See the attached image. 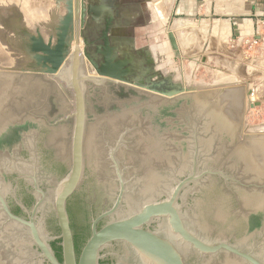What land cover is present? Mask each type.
Here are the masks:
<instances>
[{
  "label": "water",
  "instance_id": "water-1",
  "mask_svg": "<svg viewBox=\"0 0 264 264\" xmlns=\"http://www.w3.org/2000/svg\"><path fill=\"white\" fill-rule=\"evenodd\" d=\"M56 1H65L66 12L47 36L39 25L23 33L29 62L22 71L58 78L73 91V110L60 119L68 122L63 143L67 162L72 135L71 166L55 187L48 183L47 177L60 178L66 165L50 157L43 133H32L40 126L26 112L34 102L22 111L13 106L0 111V264H100L101 251L117 241L128 246L117 264H264V167L240 140L242 123L210 103L219 88L189 91L159 70L151 49L137 48L134 38L114 28L125 8L122 0ZM166 32L178 51L175 32ZM86 61L96 74L88 71ZM108 83L150 99L121 94L114 98L115 111L96 116L94 106L104 97L90 84L107 89ZM47 84L57 86L54 79ZM259 104L251 102L250 107ZM26 131L37 144V167L48 191L39 187L35 172L31 210L23 204L29 198L25 180L11 177H25L26 169L32 170L20 150ZM19 134L21 145L13 148ZM85 140L89 157L83 179ZM107 140L112 147L119 144L111 157L119 170L120 190L113 205L93 219L91 235L77 252L68 199L83 179L75 198L87 210L75 225L82 243L87 215L105 206L117 189ZM116 151L130 180L128 189ZM101 167L106 178L98 173ZM185 174L171 189L174 176ZM163 193L165 199L146 201ZM9 202L21 206L28 217L14 213ZM158 218L164 220L162 227L152 229ZM56 240L62 261L52 246Z\"/></svg>",
  "mask_w": 264,
  "mask_h": 264
},
{
  "label": "rangeland",
  "instance_id": "rangeland-1",
  "mask_svg": "<svg viewBox=\"0 0 264 264\" xmlns=\"http://www.w3.org/2000/svg\"><path fill=\"white\" fill-rule=\"evenodd\" d=\"M180 1L130 0L132 7L124 5V14L127 19L136 16L130 21V25L124 22L122 32L125 37H136L137 46L151 49L156 67L171 75L175 82L183 83L189 91L219 88L210 103L216 109H221L231 121L242 123L240 140L251 148L255 160L264 167V42L250 46L239 36L232 35L229 20H222L233 17L226 14V11L224 14L214 11L212 16L205 15V6L201 5L205 1L210 3V0H195L194 16L178 11ZM212 1L215 5L217 0ZM226 1L232 3L234 0H225V3ZM50 2L56 7L57 15L53 18L43 10L39 0H0V100L1 105L5 106L3 109L9 106H13L16 111L26 109L34 100L35 90L54 79L50 77L43 84L40 83V87L29 88L26 78L38 76L25 75L22 71L29 62L28 55L22 48L25 37L23 33L33 31L39 25L47 36L57 17L65 12L64 3L57 4L56 0ZM141 5L148 10H142ZM126 8L132 9L135 14ZM25 9L32 12H24ZM236 10L235 7L231 8L229 13ZM235 17L237 18H233V22H239V17ZM250 22L242 20L245 33H252ZM224 23H228L230 30ZM132 24H139L140 27L132 28ZM167 28H172L177 36L178 51L171 49ZM256 33H259L258 29ZM153 47L165 54L157 52ZM86 62L88 71L96 74L92 65ZM54 80L63 90L67 105L63 108L66 112L61 115L65 116L73 110V91ZM193 86L196 89L191 90ZM255 101H260V104L250 107V103ZM258 141L263 143L259 145Z\"/></svg>",
  "mask_w": 264,
  "mask_h": 264
},
{
  "label": "flooded vegetation",
  "instance_id": "flooded-vegetation-1",
  "mask_svg": "<svg viewBox=\"0 0 264 264\" xmlns=\"http://www.w3.org/2000/svg\"><path fill=\"white\" fill-rule=\"evenodd\" d=\"M122 5L123 6L127 5L129 7H132V3H130V0H122ZM126 9L132 11V9H130V8H126ZM121 10H122V8H121ZM122 12H123V14H121L120 17H118V19L116 20V22L118 23L117 25H119V26H115L114 28L122 27L123 24L125 25L124 22H126V23H128V25H130V21L136 16L135 15L132 19H127L126 15L124 14V12H125L124 9L121 11V13ZM132 12L134 13V11H132ZM131 26H133L132 28H139L140 27L139 24H132ZM134 39H135V43H136V37ZM136 47L137 48H141L142 46H139V45L137 46V43H136ZM153 49L156 50L159 53H162V52H160L158 50L157 47H153ZM171 49H173V48L171 47ZM162 54H165V53L163 52ZM41 79L44 80L46 78L41 77ZM47 79H49V78H47ZM90 85L91 86L93 85L95 90L96 89H100L102 91L104 89V94H102L101 91L99 93L100 97H102V98L104 97L102 103L101 104H96L94 106V114L96 116H102L103 113H111V112L115 111L113 109V107L115 108V105H116L115 104L116 101L114 100V98L115 97L118 98L121 94H129L131 96H137L139 98L147 99V100L150 99V97H147L146 95H138L137 91L129 89V88L123 86V85L115 86L112 83H108L109 87L107 89L105 87L102 88L103 86H99V85H94V84H90ZM37 87L38 86L33 87V88H37ZM112 91H114L115 94L111 93ZM96 92H97V90H96ZM105 94H106V96H104ZM33 97L35 99L33 101H31V102H34V105L29 106L28 109L26 110V112H27V115H29L31 118L36 119L37 123L38 122L40 123V126L38 128L36 127L37 129H35V130L33 129L32 133L33 134L35 132L36 133H38V132L39 133H43V135L47 139V148L49 149V151L51 153L50 157L51 158H55L56 160H58L59 163H61L63 166L66 165L64 173H63V175H61L60 178L55 179L52 176H48L47 177L48 183L52 184L55 187L56 182L58 180H60L61 178H63L69 172L70 166H71V160H72V135H71V146H70V150H71V152H70V160L67 162V160L65 161V159L63 158L65 156V149H64L63 143H64V139H65L64 137H66L67 134H69L68 127H67L68 124H66L68 122H67V119L66 120H60L61 118L66 117L70 113V111H69V113H66L65 116L61 115V114L66 112V111L63 110V108L64 107L66 108L65 105H67V104H66V101H64L63 90H62V88H60L59 85H57V86L53 85V87L51 85H49V84H47L45 86L42 85V87L37 88L35 90V92L33 94ZM60 109H62V110H60ZM88 114H89V106H88ZM89 118H91L90 115H89ZM29 123H31L32 125L35 124V126H36V123H34V122H29ZM89 123H90V121H88V125H89ZM72 131H73V127H72ZM87 133H88V126H87L86 135H87ZM29 134L30 133H28V132L26 133L27 137H26L25 144H22V147H21L20 150H21V152H23V157L25 159V162H27V163L32 165V170H27L26 169V173H25L26 176L25 177H20L16 173H14L13 176H11V177H15L18 181H20L22 178L25 180V183H26L25 190H26L27 195H28L29 198H28L27 201L23 202V204H25L29 208V210H31L32 206L34 205V203L36 201V191H35L34 179H33L34 176H35V172H37L36 176H37L39 187L42 190H44L46 193L48 191H47V187L44 186V184L41 181V174L39 173V170H38V167H37V165H38V162H37V160H38V158H37L38 157V152H37L38 148L36 147L37 144L35 142V139H32L34 137L29 139V137H30ZM20 139H21V137H20V134H19V136H18L19 142H17V144H14L13 148H16V146L20 147V145H21L20 144ZM27 140H28V142H27ZM107 144H108V147L110 149L109 153H108V161H109L111 167L114 169L115 180H116V183H117V189H116V192L114 193L113 197L110 199V201L105 206H103L99 210L91 211L87 215L88 219H87L86 223H87L88 231L83 235L82 243L79 240L80 239V235L78 234L75 225H77L76 224L77 223V221H76L77 217L80 216L81 212H83V211L86 212L87 210H86L85 204H83L78 199L76 200L75 198H76V196L78 195V193L80 191V187H81L83 179L85 177L86 157L87 156L89 157V155H88V145L86 143V140H85V169H84L83 179H82L79 187L77 188V190L68 199L67 207H68V211H69V215H70V219H71V226H72L73 233H74V240H75V245H76L77 252H78V249H79L80 245L82 247L84 245V243L86 242V240L91 235V226H92L93 219L97 218L103 211L109 209L113 205V203H114V201L116 199V196H117V194H118V192L120 190V181H119V174H118L119 170L116 168L115 161L111 157V149L115 148V147H118L119 144H115L112 147L108 140H107ZM29 155H30L31 158H28ZM115 156H116L117 162H118V164L120 166V171H121V173L123 175V179L126 182V188L128 189L130 180H128L126 175H125V171H124L123 167L121 166V163H120V161L118 159L117 151L115 153ZM102 172H103V174H102ZM98 173L101 175L102 178H106L105 177V170L103 169V167H101L98 170ZM184 176H186V174L183 175V176L175 175L174 176L175 177V183H173V181H171L172 182L171 189L177 183L176 178L177 177L178 178H182ZM107 188H108V186H107ZM185 190H186V188H185ZM166 196H167V194L163 193V194H161V195H159V196H157L155 198H152V199L146 200V201L161 200V199H165ZM181 199L182 198H179V200H178V203H180V204H181ZM146 201H144V202H146ZM125 203H126V200L123 202V206H124ZM9 204H10V202H9ZM10 206H11V209L13 210L14 213H16V214H18L20 216L26 217V218L28 217V213L25 210H24L25 211V213H24V211L22 210L23 208L21 206L18 205L17 208L12 207L11 204H10ZM123 206H122V208H123ZM110 220H111L110 217L101 220L98 223V228L102 227L104 224H106ZM163 221L164 220L162 218L155 219V221L151 225V228L152 229H160L162 227L161 225H162ZM57 227H58V224H57ZM57 229H58L57 234H59L60 233L59 227ZM76 240L79 243L78 248H77ZM59 243H60V240H59L58 244ZM127 247H128L127 244H125L123 242H120V241L113 242L111 246H108V247H106L105 249H103L101 251V255L103 257L100 259V264H117L116 262H118L120 260V255H123L124 250Z\"/></svg>",
  "mask_w": 264,
  "mask_h": 264
},
{
  "label": "crops",
  "instance_id": "crops-1",
  "mask_svg": "<svg viewBox=\"0 0 264 264\" xmlns=\"http://www.w3.org/2000/svg\"><path fill=\"white\" fill-rule=\"evenodd\" d=\"M145 3V1L143 2ZM196 1L195 0H181L179 4L178 11H185L187 12L186 15L188 16H194L196 14ZM143 5V4H142ZM201 6H205L204 8V14L207 16H212L214 11L216 13L224 14L226 11V14H229L233 17H230L229 19H222V20H229L230 26H231V32L234 36H239L243 41H251L253 37H257L260 35L261 42H264V0H234L232 3L227 2L225 3V0H217L215 5L213 4V1L210 0V3L208 1H205L204 4ZM237 8L236 12L229 13V9L231 8ZM142 10L147 11L148 9H144L143 6H141ZM202 9V8H200ZM203 11V9H202ZM235 16L239 17V22H233V18H237ZM221 19V18H218ZM247 19L251 22V29L252 33H245L243 30V26L241 25L242 20ZM210 20V19H209ZM208 22V21H207ZM224 22V21H223ZM249 29V28H248ZM257 29L259 30V35L256 33ZM262 33V34H261Z\"/></svg>",
  "mask_w": 264,
  "mask_h": 264
},
{
  "label": "bare ground",
  "instance_id": "bare-ground-1",
  "mask_svg": "<svg viewBox=\"0 0 264 264\" xmlns=\"http://www.w3.org/2000/svg\"><path fill=\"white\" fill-rule=\"evenodd\" d=\"M40 1V5L41 6H43L44 8H43V10H45L46 11V13H48V14H50L49 15V17L50 18H53V17H55L57 14H56V12H55V10H56V7H54V5H52V3L50 2V0H39ZM57 2V1H56ZM62 3H64V8H65V12H66V4H65V1H61ZM61 2H59V3H61ZM58 2H57V4H59ZM28 10V11H27ZM24 12H32L30 9H25L24 10ZM64 12V13H65ZM63 13V14H64ZM32 15V14H31ZM62 16V15H61ZM61 16H59V17H57V21H58V19L61 17ZM57 21H56V23H57ZM225 25V27L226 28H228L229 29V27H227V26H229L228 25V23H224ZM218 25V24H217ZM53 26V25H52ZM223 28V27H222ZM225 28V29H226ZM217 29V28H216ZM214 31H215V29H213ZM230 30V29H229ZM223 31V30H222ZM225 31H227V30H225ZM227 32H229V31H227ZM223 33H224V31H223ZM218 35V34H217ZM227 37V36H226ZM221 40V39H220ZM83 46V44H81V47ZM92 74H94V73H92ZM35 76H38V77H29V78H26L27 80H26V83H28L29 84V88H30V86H31V88H33V87H36V86H39V84L40 83H42L43 84V82H45L44 80H42L41 79V77H44V78H50V77H47V76H41V75H35ZM39 76H41V77H39ZM25 78H24V80H25ZM52 78H54V77H52ZM54 79H56V80H58L61 84L63 83L65 86H66V84L63 82V81H61L60 79H58V78H54ZM11 80V79H10ZM7 82V81H6ZM25 83V84H26ZM8 84V83H7ZM67 87V86H66ZM68 88V87H67ZM198 88V87H197ZM192 89H196V87L195 86H193V88H191V90ZM1 91V90H0ZM2 92V91H1ZM3 94H5V92L3 93ZM2 94V95H3ZM7 94V93H6ZM4 96V95H3ZM220 96V95H219ZM253 96H255V95H253ZM251 98H254V97H251ZM73 101V100H72ZM241 102V101H240ZM73 103V102H72ZM233 103V102H232ZM242 103V102H241ZM2 104V102H1V100H0V111L1 110H3V108L5 107L4 105L2 106L1 105ZM4 104V103H3ZM74 104V103H73ZM240 106V105H239ZM72 111V110H71ZM262 130V129H261ZM263 130H264V128H263ZM244 136V135H243ZM247 137H248V135H246ZM262 137V136H261ZM259 139V138H258ZM254 141V140H253ZM254 143V142H253ZM260 143L262 144L263 142H259L258 141V144L260 145ZM258 144H255V145H258ZM260 150V149H259Z\"/></svg>",
  "mask_w": 264,
  "mask_h": 264
},
{
  "label": "trees",
  "instance_id": "trees-1",
  "mask_svg": "<svg viewBox=\"0 0 264 264\" xmlns=\"http://www.w3.org/2000/svg\"><path fill=\"white\" fill-rule=\"evenodd\" d=\"M58 242H59V240L54 241V242L52 243V246H53V248H54L55 251H56V255H57V257H58L60 260H62V248H61V246L58 244ZM76 243H77V248H78L79 243L77 242V240H76Z\"/></svg>",
  "mask_w": 264,
  "mask_h": 264
},
{
  "label": "built area",
  "instance_id": "built-area-1",
  "mask_svg": "<svg viewBox=\"0 0 264 264\" xmlns=\"http://www.w3.org/2000/svg\"><path fill=\"white\" fill-rule=\"evenodd\" d=\"M259 42H261V37H260V35L257 36V37H254V39L251 40V41H247V43L250 44V46H253V45L259 44Z\"/></svg>",
  "mask_w": 264,
  "mask_h": 264
}]
</instances>
